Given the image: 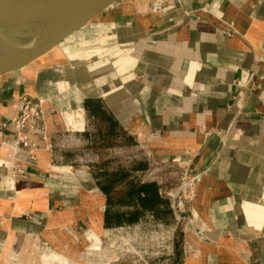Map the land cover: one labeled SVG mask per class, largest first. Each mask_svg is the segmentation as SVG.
<instances>
[{"label": "crops", "instance_id": "obj_1", "mask_svg": "<svg viewBox=\"0 0 264 264\" xmlns=\"http://www.w3.org/2000/svg\"><path fill=\"white\" fill-rule=\"evenodd\" d=\"M153 1L0 78L6 131H14L22 94L45 100L49 131L47 142L29 133L40 148L37 165L0 151V264H39L41 251L76 264L109 261L108 250L125 235L142 238L146 224L160 232L142 244H165L169 202L159 182L136 180L158 184L153 208L112 203L104 173L123 168L95 160L93 169L78 157L117 146L158 148L161 160L177 159L189 177H201L189 221L173 226L185 227V243L171 260L144 264H264V0H173L166 13L150 10ZM124 170L134 179V167Z\"/></svg>", "mask_w": 264, "mask_h": 264}, {"label": "water", "instance_id": "obj_2", "mask_svg": "<svg viewBox=\"0 0 264 264\" xmlns=\"http://www.w3.org/2000/svg\"><path fill=\"white\" fill-rule=\"evenodd\" d=\"M146 0H0V78L27 70L64 40Z\"/></svg>", "mask_w": 264, "mask_h": 264}, {"label": "rangeland", "instance_id": "obj_3", "mask_svg": "<svg viewBox=\"0 0 264 264\" xmlns=\"http://www.w3.org/2000/svg\"><path fill=\"white\" fill-rule=\"evenodd\" d=\"M115 149L116 150H95L93 148L85 152L81 151V154H79V152L77 153L79 154L78 157L83 159L82 162L86 161L93 169L97 168L95 166L97 164L96 161L101 165V169L108 168L109 170L120 168H128L130 170L137 166V164L145 162L147 164L146 168L143 170H136L131 175L138 181L155 180L159 182L161 192L168 198L169 202L164 212V217L167 220V239L165 244L162 243L161 245L145 246L146 244H142V241L146 243L150 236L155 235V233L157 234L158 231L160 232V228L156 225L147 226L146 224V228L143 227L141 230L143 235L142 238L127 242L129 238L125 235L126 239H120L122 246L112 247L111 251L108 250L107 257L105 256L104 259L108 258L109 261L112 260L111 262L108 260L99 262L98 259L97 262L91 263L120 264L122 259L118 256L129 257L134 264H144L146 262L154 263L161 259L169 261L175 254L176 243L178 242L177 244L180 245L185 243V227L183 226L182 229L181 225H176V229H173V226L174 223L181 224L189 221V219L184 216L187 214V206L191 202L197 182L191 181L186 185V178L189 180L191 179L187 171V166L179 163V160L173 158L166 161L161 160L158 155V148L148 149L142 146H135L127 150L126 146H117ZM181 202H183L182 205ZM176 214H180L181 218H178ZM88 236L93 242L96 240L98 241V236H96V234L89 233ZM128 243L131 245L134 244V247L127 245ZM94 245L95 244H93V246ZM41 256L42 259L39 264H76L63 255L52 251L46 253L41 251Z\"/></svg>", "mask_w": 264, "mask_h": 264}, {"label": "built area", "instance_id": "obj_4", "mask_svg": "<svg viewBox=\"0 0 264 264\" xmlns=\"http://www.w3.org/2000/svg\"><path fill=\"white\" fill-rule=\"evenodd\" d=\"M173 0H154L150 10L158 13H166L173 7ZM44 99L37 95L22 94L18 98V115L13 121L12 132L6 131V124L0 123V151H9L14 157L19 158L25 163L37 165L38 151L35 139L29 135L35 132L41 135L42 139L47 142L48 133L45 126L46 115L43 110ZM49 146V145H47ZM16 173L24 174L25 168L12 164ZM199 176H193L191 179L186 178V185L191 181H198ZM193 196V194H192ZM183 202H181V205ZM88 236V235H87ZM88 238H90L88 236Z\"/></svg>", "mask_w": 264, "mask_h": 264}, {"label": "trees", "instance_id": "obj_5", "mask_svg": "<svg viewBox=\"0 0 264 264\" xmlns=\"http://www.w3.org/2000/svg\"><path fill=\"white\" fill-rule=\"evenodd\" d=\"M147 164L142 162L134 167L135 170L146 168ZM106 181L102 185V189L109 195L110 202L119 203L125 205H136L143 209L153 208L159 203L158 189L159 186L156 182H138L134 179L127 180L130 175L129 172L124 169H120L114 172H105ZM124 182L126 186L117 195L114 193L116 187ZM140 210H136L129 219H137ZM120 214L114 213L113 217L120 220ZM108 223L109 220H108Z\"/></svg>", "mask_w": 264, "mask_h": 264}, {"label": "bare ground", "instance_id": "obj_6", "mask_svg": "<svg viewBox=\"0 0 264 264\" xmlns=\"http://www.w3.org/2000/svg\"><path fill=\"white\" fill-rule=\"evenodd\" d=\"M200 179H201V177L198 178V181H199ZM49 258H50V256H49ZM48 263H49V261H48Z\"/></svg>", "mask_w": 264, "mask_h": 264}]
</instances>
